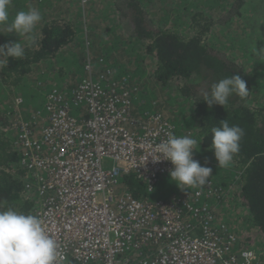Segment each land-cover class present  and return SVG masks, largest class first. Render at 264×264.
<instances>
[{
	"label": "built area",
	"instance_id": "2783aa9c",
	"mask_svg": "<svg viewBox=\"0 0 264 264\" xmlns=\"http://www.w3.org/2000/svg\"><path fill=\"white\" fill-rule=\"evenodd\" d=\"M95 62L93 52L87 54L85 74L71 89L58 84L47 91L40 128L21 117L10 122L13 144L30 174L25 187L34 198L31 214L58 241L60 264H116L120 257L121 264H259L258 228L241 222L239 214L224 217L218 211L220 195L233 193L230 183L224 187L208 179L167 199H139L122 182L133 173L152 191L172 167L163 159L154 162L153 148L174 130L158 111L135 114L139 85L127 84L123 75L116 79L111 67ZM209 198L216 201L210 204ZM157 215L165 236L141 244H99L108 228L153 237ZM124 246L132 251L125 256Z\"/></svg>",
	"mask_w": 264,
	"mask_h": 264
},
{
	"label": "trees",
	"instance_id": "16d2710c",
	"mask_svg": "<svg viewBox=\"0 0 264 264\" xmlns=\"http://www.w3.org/2000/svg\"><path fill=\"white\" fill-rule=\"evenodd\" d=\"M36 1L41 6L45 5L44 9L41 8V11L44 10L43 12L46 13L45 18L39 22L43 23L41 31L34 33L35 42L25 48L23 58H9L7 66L0 68V85L19 86L20 90L24 91L25 87L20 84L24 81V76L31 72L33 66L44 64L45 60L49 59L55 63L57 59L59 65L54 64V69L60 67L57 72L60 75L63 72L66 74L58 79L54 78L46 88L49 90L52 86L60 84L71 89L72 85L85 74L84 60L73 63L75 67L79 66L78 71L73 72V70L66 69L67 63L57 57L61 56V51L66 46L76 41L77 26L72 24L69 19L61 18L63 16L50 18L49 15L56 11V0H44V4ZM214 1L212 4L205 2L203 5L201 3L202 6H200L195 1L189 0L191 5L181 0L177 3L181 9V13L176 14L177 17L165 12L173 10L169 9L168 5H165L162 14L158 15V9L154 7L152 10L151 8L154 0L116 1L107 16L110 20L118 18V34H116L117 32L113 34L114 28H107L108 25H106L103 30L104 47L98 55L94 54V58L97 60L98 56H102L104 62L98 66L111 67L116 79H120L121 75L125 73L129 76H138L149 80L153 88L154 83H158L159 87L169 85L174 87L180 97L186 99L194 107L193 115L199 122L194 138L200 141L199 148L213 152L210 149L212 147L211 129L219 126L222 119H226L230 125H238L244 130L240 141V151L234 155L232 162L237 176V186H239L236 190L237 195L233 199L237 200V203L239 201L242 210L246 212V215L240 214L241 222H251L258 228V261L259 264H264V103H261V100L264 99V81L257 85L253 74L260 73L259 75L264 77V58H261V55L264 54V0ZM21 2L22 0H12L9 10L10 17H14L18 11L26 8L21 5ZM215 4L217 6L213 8ZM203 6L209 7L204 8ZM47 8L51 9L48 11ZM174 11L178 12L177 8ZM181 14L185 22L191 24L192 35L180 34L175 29L166 28L167 25L163 26L167 22L176 23L177 18L181 20ZM91 20L90 22H96L92 16ZM229 24H237L241 29L240 34L234 37L230 36V39L234 40L231 50L223 46V42L220 46L209 45L207 41L205 42L206 34L213 26L223 25L226 27ZM14 34H0V45L15 41L14 39L17 37L7 39ZM22 38L20 42L24 43L25 38ZM107 48L112 50L109 55L106 54ZM71 50L74 51L73 47ZM227 51L233 52V55H228ZM247 64L250 65L251 70L247 68ZM144 70L146 73H142ZM70 72L71 74H69ZM236 74L246 81L247 87L250 89L248 96L241 98L233 93L229 96L228 103L224 107L213 105L209 108L202 100L203 94L210 91L213 83ZM157 93L159 94L158 91ZM70 98L69 96V101ZM28 102L29 97L22 113L36 112L35 109L27 105ZM157 107L160 108L157 111L163 118L170 121L167 112L161 111V105ZM162 109H166V106ZM6 112H0V211L12 208L16 211L31 213L34 198L25 187L26 180L30 179V174L22 165L21 156L10 137L9 118L11 116ZM79 112V110L74 111L75 114ZM30 113L22 115L25 121L31 120ZM134 113L138 114V111H134ZM38 115L40 118L36 117L34 121L37 128H40L46 116L43 106L42 113L40 110ZM190 129L192 128L190 127ZM190 133L184 132L183 135H190ZM174 134L178 136L181 133L176 131ZM196 156L197 152H194L193 157ZM223 171L224 179L228 180L230 173L228 170ZM212 175L209 177L210 179H212ZM122 182L139 199L146 197L166 199L170 198L172 194L183 192L182 189L177 191L169 185L171 184L169 174L161 176L150 192L147 191L145 183L133 173L123 175ZM232 192L224 198L218 199L220 202V200L229 198V201L223 202V207H226L224 205L227 202L228 205L233 206V199L230 196L234 194L235 190L232 189ZM208 201L211 204L215 199L209 198ZM218 211L220 212V206H218Z\"/></svg>",
	"mask_w": 264,
	"mask_h": 264
},
{
	"label": "rangeland",
	"instance_id": "374dc122",
	"mask_svg": "<svg viewBox=\"0 0 264 264\" xmlns=\"http://www.w3.org/2000/svg\"><path fill=\"white\" fill-rule=\"evenodd\" d=\"M27 1V0H22ZM31 4H36L32 5L33 7L39 8L38 6L41 7L38 3H36V0H28ZM36 1V2H35ZM39 2L44 4V0H38ZM116 1H122V0H57V3H55V9L57 10L58 8H63V17L64 19H69L72 24H75L78 29V36L76 41L71 42L70 45L66 46L61 53V56L59 55L57 58H61L63 61H65L68 64H70L71 60L73 59V56L75 55L76 57H79L76 59V61L80 60H85V57L87 54L92 53V48H93V43L95 40V35L100 36V47L104 45V33L103 30L105 29L106 25H108L107 28H114L113 34H115L118 29L119 25L117 24L118 18L116 17L115 19H109L108 14H110V10L112 6L115 5ZM181 0H162V2H159V0H154L151 4L152 10L154 7L158 9L157 14L161 15L162 10L164 9L165 5H168L169 9H173L171 11H165L169 12V14H172L171 16H176V14L181 13V9L178 7L177 3L180 2ZM186 3L191 4L189 0H184ZM190 1H195L197 2L198 5L203 3L205 5V2H208L207 4H212L215 2L214 0H190ZM219 2V1H218ZM25 4V3H24ZM26 6H29L28 4H25ZM192 5V4H191ZM202 6V5H200ZM216 4L213 5V8H216ZM204 8H207L209 6H203ZM177 8L178 12H175L174 9ZM191 10V8H189ZM25 10V9H24ZM44 10L40 12L42 14V18H45L46 13L43 12ZM113 14V13H112ZM91 16L96 20L95 24L91 20ZM105 16H107L105 18ZM163 16V15H162ZM182 16V14H181ZM12 17H10L11 19ZM102 21H100V19ZM171 18V17H170ZM80 19V21H79ZM175 19V18H174ZM179 20L177 18L176 23L173 22H167L164 23V25H167L166 28H171L175 29V31H179L180 34H188L192 35L193 34V28L191 27V24H187L182 16ZM183 20V21H182ZM42 21V20H41ZM40 21V22H41ZM229 24L226 27L223 25H215L212 27V29L206 34V40L207 44H215L217 46L222 45L228 47L229 50L232 49V42L234 40L230 39V36L234 37L237 34H240V27L237 24ZM117 26V27H115ZM162 28H165L163 27ZM36 29H34L35 32ZM41 31L38 30V32ZM37 32V33H38ZM34 34V33H33ZM118 34V32L116 33ZM17 37V38H15ZM228 37V38H227ZM15 41L19 40V36L17 34H14L12 36H9L7 39H13ZM23 39L20 37V40ZM98 40V38L96 39ZM231 41V42H230ZM71 47H73V50H71ZM264 50V49H263ZM112 50L111 48H107L106 54L109 55L111 54ZM229 52V51H227ZM77 54V55H76ZM228 55H233V52H229ZM261 58H264V54L261 55ZM0 59H3V57H0ZM104 62V61H103ZM59 65L57 62V59L55 60V63L50 60H45L44 64H37L35 66V71L31 70V72L27 73L26 76H24V81L20 84L21 86L25 87V90H20L19 86L16 87H5L0 85V112L7 111L6 113L11 116L9 118V129L11 127V121L12 123L18 119H23V116H25L27 113H30L29 111L23 112L22 109L26 107V101L27 98L29 97V102L27 105L30 106V108L35 109L36 112L30 113V119L35 120L36 117H39L38 113L41 110L42 113V106L44 104L45 100V95L47 93V88L46 86L53 81V76L57 79L59 77H63L65 73L63 72L62 75L60 73L58 75L54 74V69L52 70L55 65ZM95 65L98 66L99 62L96 60ZM95 66V67H96ZM249 70H251V67L249 64L246 65ZM100 67V66H98ZM109 67V66H106ZM60 68V67H58ZM62 72V71H60ZM142 73H146V70H144ZM114 74V71H113ZM256 81L255 83L257 85H260L261 82L264 81V77L260 76V73H253ZM124 77H127L126 81L127 84L130 82H133V87L137 89L138 85L140 87V92L137 94V97H135L136 102H134V107L138 108V113L144 114L146 112H152V111H157L160 108L157 107L158 105H161L162 108L166 106L165 110L167 114L169 115V120L173 119L171 122L168 121L173 130L180 132V135H183L184 132H189L193 130V132L190 133V135L194 138L196 134V130H198V119L193 115L195 113L194 107L191 106V103L188 102L186 99L181 98L180 95L175 91L174 87L171 85L165 86V87H159L158 83H154V88L152 87V84L150 83L149 80H145L143 83L142 87V77H135V76H129V74H122ZM63 79V78H62ZM48 82V83H46ZM159 92V94L157 93ZM14 96V97H13ZM17 100L21 99L20 103H17L15 99ZM261 103H264V99L261 100ZM23 115V116H22ZM21 117V118H18ZM40 118V117H39ZM45 118V117H44ZM42 125L44 124V121H42ZM190 127L192 129H190ZM179 129V130H178ZM11 130V129H10ZM12 133V132H11ZM10 137L13 140V134H10ZM17 150V149H16ZM197 156L194 157L193 159L197 160L202 166H208L211 167L213 170V177L214 183L215 184H222V185H227V183H230V186H232V189L235 190L234 196L237 195V189L239 186H237V176L235 169L233 168V164L231 163L229 167H220L217 165V162L214 157V153L203 149L199 148L197 149ZM196 154V153H195ZM223 170H228L230 173L229 179L227 180L226 178L224 179V171ZM167 175V174H165ZM164 176V175H163ZM219 180V181H216ZM222 180L226 182H222ZM171 185L175 190H179L180 188L177 187L175 183L171 181ZM187 186H185L186 188ZM180 193V192H179ZM223 193L220 195L221 198ZM234 196H230L232 199ZM229 198H226L224 200H228ZM213 200V199H212ZM216 201V200H215ZM214 201V202H215ZM233 202V203H232ZM233 206L228 205V202L226 203V207H223V200H220V204L222 206L220 207V213L221 216H232L234 213L236 214H242L246 215L245 210H242L241 204L237 203V200L233 199L232 200ZM238 206V207H236ZM245 212V213H244ZM244 219V218H243ZM258 242V241H257ZM258 246V245H257Z\"/></svg>",
	"mask_w": 264,
	"mask_h": 264
},
{
	"label": "clouds",
	"instance_id": "9594fccd",
	"mask_svg": "<svg viewBox=\"0 0 264 264\" xmlns=\"http://www.w3.org/2000/svg\"><path fill=\"white\" fill-rule=\"evenodd\" d=\"M12 0H0V34L15 33L18 41L0 45V68L7 66L8 59L25 56V48L35 42L34 29L42 20L40 10L29 5L27 10L18 11L10 19ZM24 37V43L20 42ZM246 81L239 75H231L211 85L210 91L203 94L202 100L209 108L213 105L224 107L233 93L241 98L249 94ZM213 153L217 165L229 167L233 157L240 151V141L244 130L238 125H230L226 119L211 129ZM199 142L191 135L177 136L169 132L167 139L155 144L154 162L169 161V178L177 187H200L207 183L212 168L202 166L193 159L199 150ZM152 156V155H151ZM146 160V159H145ZM60 245L46 229L38 215L16 211L12 208L0 211V264H60ZM246 258L252 253H245Z\"/></svg>",
	"mask_w": 264,
	"mask_h": 264
},
{
	"label": "bare ground",
	"instance_id": "6f19581e",
	"mask_svg": "<svg viewBox=\"0 0 264 264\" xmlns=\"http://www.w3.org/2000/svg\"><path fill=\"white\" fill-rule=\"evenodd\" d=\"M208 179H210V178H208ZM156 218L158 220V222H157L158 223V228H157L158 231L156 232V234L153 237H150V238L144 240V239H142L141 234L136 230L124 233V232H113L111 230V228H108L107 230H105L106 237H104L102 240H100L99 244H103L105 240L115 241L116 246L117 245H123V242L126 240L127 241H137L139 244H141V243H143L145 241H149L153 238L165 236V235H161V233H160L161 227L164 225L163 218L160 215H157ZM177 226H178V228H181V219L178 221ZM144 227H145V225H143L142 228H144ZM131 252H132L131 250L127 249V247L124 246L121 254L123 256H125V254H130ZM257 257H258V252H257ZM117 260L118 261L116 262V264H121L122 257H120Z\"/></svg>",
	"mask_w": 264,
	"mask_h": 264
},
{
	"label": "crops",
	"instance_id": "0c3cea01",
	"mask_svg": "<svg viewBox=\"0 0 264 264\" xmlns=\"http://www.w3.org/2000/svg\"><path fill=\"white\" fill-rule=\"evenodd\" d=\"M28 4V5H36V4H31L28 0L27 1H23V2H21V5L22 6H26L25 4ZM56 3H57V0H56ZM37 6V5H36ZM45 6V5H44ZM44 6H38L39 8V10L42 8V9H44ZM27 8H28V6H26V8H25V10H27ZM48 9V11H49V9H51V8H47ZM63 12H64V9L61 7V8H58L56 11H54V12H52L49 16H50V18H54V17H57V16H63ZM93 24H95V22H93ZM42 25H43V23H38L37 24V26H36V30H35V34L38 32V30H40V28H42ZM76 38H77V35H76ZM98 38V40H96ZM100 40H101V38H100V36H98V35H95V40H94V43H93V48H92V52H93V54H96V55H98L99 53H100V51H101V49L104 47V45L102 46V47H100ZM115 50V49H114ZM61 53H62V51H61ZM77 55V54H76ZM62 58V57H61ZM79 57H76L75 58V56H73V59L71 60V62H70V64H68L67 65V67H66V69H68V70H73V72H76V71H78V69H79V66L77 65L76 67H75V65L73 64L75 61H76V59H78ZM54 69V67L52 68V70ZM82 69V68H81ZM32 70L33 71H35V67L33 66V68H32ZM57 71H59V69H58V67L56 68V69H54V74H56V75H58L59 74V72H57ZM66 74V73H65ZM69 74H71V72L69 73ZM79 76V75H78ZM53 79L55 78L54 76L52 77ZM46 96V95H45ZM45 101V100H44Z\"/></svg>",
	"mask_w": 264,
	"mask_h": 264
},
{
	"label": "water",
	"instance_id": "95a60500",
	"mask_svg": "<svg viewBox=\"0 0 264 264\" xmlns=\"http://www.w3.org/2000/svg\"><path fill=\"white\" fill-rule=\"evenodd\" d=\"M194 158V157H193Z\"/></svg>",
	"mask_w": 264,
	"mask_h": 264
}]
</instances>
